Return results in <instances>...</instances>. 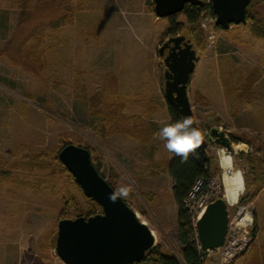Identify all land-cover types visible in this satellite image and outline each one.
I'll use <instances>...</instances> for the list:
<instances>
[{
	"label": "rangeland",
	"instance_id": "obj_1",
	"mask_svg": "<svg viewBox=\"0 0 264 264\" xmlns=\"http://www.w3.org/2000/svg\"><path fill=\"white\" fill-rule=\"evenodd\" d=\"M36 1L24 9L18 0H0V161L8 169L34 155L54 160L62 139L90 147L108 182L116 187L132 183L127 203L153 232L155 247L178 255V208L167 170L172 153L157 138L143 145L109 135L110 126H101L87 102L97 93L101 100L118 99L126 117L145 116L157 129L171 123L164 92L166 54L159 52L176 36L170 20L155 16L154 0ZM255 11L264 15V6ZM175 22L184 26L178 35L197 52L188 86L195 120L207 133L212 128L224 132L232 143L228 153L246 181L240 200L252 208V232L257 226L251 250L259 249L264 238V39L255 38L246 24L220 29L208 9L198 14L196 24L181 13ZM36 44L43 60L33 63L41 70L25 71L13 54ZM255 67L262 79L238 97L239 75ZM155 103L161 108L153 110ZM219 149L225 150L209 143L205 157L217 170L213 178L223 198ZM44 174L33 169L18 174L19 184L0 185V264H64L55 247L59 221L76 218L69 195L83 209L90 205L71 173ZM236 208H230L232 216ZM246 256L231 264H243Z\"/></svg>",
	"mask_w": 264,
	"mask_h": 264
},
{
	"label": "water",
	"instance_id": "obj_2",
	"mask_svg": "<svg viewBox=\"0 0 264 264\" xmlns=\"http://www.w3.org/2000/svg\"><path fill=\"white\" fill-rule=\"evenodd\" d=\"M250 1L212 0L216 25L229 30L232 25L246 24ZM187 5L203 6V1L154 0V14L159 19H168L182 13ZM159 52L161 57L165 56L164 92L167 101L181 117L191 116L195 120L188 96V86L198 61L193 44L185 36L176 35L169 38ZM209 143L220 145L229 153L233 150L225 133L212 128L205 143L196 150L199 161L205 157ZM59 158L84 195L102 208L101 213L91 217L59 221L55 252L60 260L64 264H135L141 261L155 247L154 234L123 198L116 202L109 200L108 194L114 188L94 166L91 152L70 143L60 151ZM228 224V205L224 198H218L208 205L197 222L201 249L222 247Z\"/></svg>",
	"mask_w": 264,
	"mask_h": 264
},
{
	"label": "trees",
	"instance_id": "obj_3",
	"mask_svg": "<svg viewBox=\"0 0 264 264\" xmlns=\"http://www.w3.org/2000/svg\"><path fill=\"white\" fill-rule=\"evenodd\" d=\"M33 1L36 0H18V6L26 9ZM38 1L41 2V0H37L36 2ZM257 5L264 6V0L250 1V4L247 8L246 25L250 27L251 33L255 38L264 39V15H261L257 11H255V6ZM205 9H208L209 12L213 16H215L212 8V2L209 5L205 4V7L187 5L185 10L181 14H184L188 18L190 23L196 24L198 22V14ZM176 16L168 18L172 25V34L174 35H178L184 28L182 24H178L175 22ZM219 28L222 29L221 27ZM38 45L39 44L30 45L29 48L24 49L25 51H20V53L16 52L15 54H13L12 60L20 61L21 64H19L23 66V69L25 71H40L41 69L37 68L33 63V61L35 60H43L41 56L38 57L36 55L35 50L39 48ZM33 55L37 56L38 58L32 59L31 57ZM38 62H40V60ZM38 65H41V63H38ZM262 77L263 72L258 67L252 68L247 76L240 74L239 81L241 82V88L243 89L240 92L238 91L239 87L237 88V96L241 97L246 94L245 90H251L255 86V84L262 79ZM82 94H84V92H82ZM99 96L100 94L95 93L89 96V98L87 97V99H89L87 100V102L90 104L89 106L92 116L99 117L100 122L102 123L101 126H110L111 131L108 133L109 135L122 134L142 143L143 145H147L150 141L156 139L155 133L158 129L155 124L147 120V117H126L121 112L122 107H120L121 103L119 104L117 102L118 99H111L110 101H107L105 99L101 100L102 96L100 98ZM198 99L202 100L204 104H206L207 102L205 98L203 99L200 96L198 97ZM154 105L155 106L153 107V110H155L156 108H161L160 103H155ZM167 107L169 111L170 122L182 118L168 101ZM147 112L148 114L150 113L149 108H147ZM68 144H70V142L67 139L61 140V144L56 155L52 157L54 160L43 159L44 157H42L41 155H34L32 157L25 158L24 160H20L17 163L9 165L8 169H6L5 167L6 165H8V163L0 161V185L3 182L19 184L20 180L18 179V174L23 176L24 174H27V172H32L33 169H38L39 171L44 172L45 174L43 176H46L45 178H52L53 176H55V173L60 171H62V173L65 172L71 177L70 172L66 169L59 158L60 151ZM86 148L91 152L92 156V149L90 147ZM49 156H51V154H49ZM92 161L96 169L101 173L102 161L96 159L94 160L93 156ZM251 163L254 164V161L251 160ZM17 170H20L22 174H16L15 171ZM167 170L173 182L172 194L178 208L177 227L182 249L180 250L178 255H176L175 253L163 250L162 247L158 245L151 251L147 252L145 257L135 264H203L200 254L197 250L196 243L192 238L193 227L191 225V218L189 217V214L185 208L184 201L198 179L204 178L210 180L215 177L217 170L213 168L211 160L207 157H203L202 161H199L197 159V155L190 154L188 161L182 162L180 157L176 156L173 153L171 160H169V162L167 163ZM109 184L114 189L116 188L114 184L110 182ZM77 187L80 188L79 186ZM260 189L261 185L259 184L256 186V190L259 191ZM83 197L85 198L86 196L84 195ZM85 199H87L86 201L90 205L88 209H83L82 206H78L79 202H77L75 196L72 194L69 195L68 200L73 203L72 206L74 211L72 212V214H74L76 218L82 216L91 217L98 214L99 211L102 212V208L93 199L88 197H86ZM123 199L127 203L126 198ZM75 203L77 206L75 205ZM240 204H243V200H240ZM256 227L257 226L253 228V243L245 253L247 256L243 264H264V238L261 248L257 249V247L255 246L256 248L254 247V249L251 250V247H253L255 243L254 241L256 238Z\"/></svg>",
	"mask_w": 264,
	"mask_h": 264
},
{
	"label": "built area",
	"instance_id": "obj_4",
	"mask_svg": "<svg viewBox=\"0 0 264 264\" xmlns=\"http://www.w3.org/2000/svg\"><path fill=\"white\" fill-rule=\"evenodd\" d=\"M211 2L212 0H204L203 6H205V4L209 5ZM218 188H220L218 179H198L184 201L193 227L192 238L196 243L203 264H231L242 257L253 243L252 208L248 202L246 205L239 204V202L233 216L230 212V208H235L236 206L228 207V231L222 247L207 251L201 249L198 238L197 222L201 219L208 205L220 197ZM248 208L249 210H247Z\"/></svg>",
	"mask_w": 264,
	"mask_h": 264
},
{
	"label": "clouds",
	"instance_id": "obj_5",
	"mask_svg": "<svg viewBox=\"0 0 264 264\" xmlns=\"http://www.w3.org/2000/svg\"><path fill=\"white\" fill-rule=\"evenodd\" d=\"M207 136V130L201 128L199 121L191 116L165 123L155 133V137L164 143L166 150L180 157L182 162H187L190 154H197L196 150L205 143ZM132 190V183H121L108 194V198L116 202L118 198L128 197Z\"/></svg>",
	"mask_w": 264,
	"mask_h": 264
},
{
	"label": "bare ground",
	"instance_id": "obj_6",
	"mask_svg": "<svg viewBox=\"0 0 264 264\" xmlns=\"http://www.w3.org/2000/svg\"><path fill=\"white\" fill-rule=\"evenodd\" d=\"M234 149L239 150V146H234ZM218 160L220 168L222 169L223 198L228 207H235L239 203L245 190L246 181L243 172L235 166L236 163L232 155L226 150H218Z\"/></svg>",
	"mask_w": 264,
	"mask_h": 264
},
{
	"label": "flooded vegetation",
	"instance_id": "obj_7",
	"mask_svg": "<svg viewBox=\"0 0 264 264\" xmlns=\"http://www.w3.org/2000/svg\"><path fill=\"white\" fill-rule=\"evenodd\" d=\"M164 43H165V42H164ZM164 43H163V44H164ZM167 53H168V49L165 51V54H166V55H167Z\"/></svg>",
	"mask_w": 264,
	"mask_h": 264
}]
</instances>
